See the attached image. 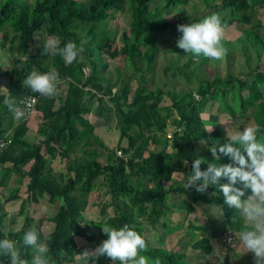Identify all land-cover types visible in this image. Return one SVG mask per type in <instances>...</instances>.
<instances>
[{
  "label": "trees",
  "instance_id": "trees-1",
  "mask_svg": "<svg viewBox=\"0 0 264 264\" xmlns=\"http://www.w3.org/2000/svg\"><path fill=\"white\" fill-rule=\"evenodd\" d=\"M220 1L217 4L214 0H207V8L211 12L198 20L187 21L186 25L201 22L211 15H217L225 28L237 23L249 24L251 18L247 10L252 11L257 6L264 8V0ZM156 2L34 0L29 4L25 0H0V49H5L8 43H14L10 39L12 33L24 56L14 61L16 67L11 70L9 87L6 85V88L12 92L17 103L25 96L36 97L35 110L42 113L43 119L38 130L41 139H27L26 122L23 119L14 126L13 113H9L4 103L6 96L0 85V141L7 142L0 154V186L6 187V180L15 175L18 186L8 190L12 199L23 197L20 215L24 214L27 202L38 204L41 199L47 200V207L52 212L55 208L51 216L44 217L49 224V231L43 240L48 248L47 258L53 264H83L79 241L83 239L87 242L95 238L94 233L84 224L83 213L88 205V195L98 188L95 181L100 177V186L104 187L109 200L100 205L101 218L90 222V227L98 230L103 242L108 238L103 227L119 229L127 225L144 237L146 225L155 228V225L160 224L164 231L158 246L148 245V251L141 253L148 258L149 264H154L157 258L161 264H192L186 261L185 251L176 253L163 246L166 234L184 227L180 224L171 226L161 223L162 218H167L173 212V207L177 210L181 208L189 215L195 211L196 206L214 205L220 208L227 227L235 229L236 225H241L239 220H231L237 210L225 204L218 186L210 185L207 191L198 192L195 187L187 188L181 179L176 181L174 173L186 174L188 178L193 160L201 157L205 160L201 165L202 171L207 169L209 163L238 166L229 157L221 156L216 161L212 156L210 149L214 146L218 149L225 144L224 138L223 141L219 139L224 135L227 138L228 135L223 128L216 126L210 132L205 131L206 125L210 124L203 118L205 114H214L219 110L235 121L254 108V125H259L261 129L258 139L264 142V71H260L257 66L249 68L241 77L231 73L223 78L216 75L199 80L190 89L163 91L160 86L149 89L143 70L153 72L160 50L158 41L169 32L175 43L177 37L182 36L177 26L185 18L178 16L169 22L166 17L188 0H163L161 6L156 5ZM152 4L155 6L151 7ZM126 6L129 7L131 22L129 31L123 34V45L118 49L108 35L106 26L108 19L116 12L124 11ZM260 28L264 29V26H251L237 39L243 50L248 44L252 45L257 60L261 52L264 53ZM41 32L59 41L60 47L69 41L82 45L83 60L67 64L60 55L44 53L43 42L39 49L32 52L30 47ZM225 44L233 46V42L226 41ZM178 49L179 54L184 51ZM10 51H13V47ZM119 55L124 56V61L133 72L140 74L143 84L133 92L129 84L124 82L113 92L112 88L118 78L110 83L99 74L98 66L108 67L106 57L115 59ZM226 55L229 60L228 51ZM209 60L203 55L190 53L182 66L175 59L165 67L164 72H170L171 78L177 73L190 83L194 69ZM245 62L248 65V60ZM85 68L88 69L87 74ZM52 70L59 73L61 80L55 97L45 98L23 86V80L31 72L43 74ZM64 84L67 89L61 95L59 91L64 90ZM97 87L100 95L95 90ZM165 98L169 104L163 105ZM94 104L97 106L92 110ZM215 105L216 112H213L211 109ZM110 113L117 121L118 141H125V146L108 151V147L95 136L94 130L96 126H104L100 120H107ZM85 115L95 117V123L86 119ZM5 118L8 120L6 123ZM168 134L170 138H167ZM98 147L108 151L104 162L98 160L103 153ZM58 159L60 163L65 160L66 167L65 171L55 173L52 164ZM227 182L226 179L221 180V183ZM19 185L25 186L22 194ZM235 187L242 185L237 183ZM248 194L250 192H246ZM170 196H182L183 199L180 204L172 206L168 203L173 200ZM108 209H112L111 214L107 212ZM5 216V213H0V239L15 242L21 258L31 264L32 257L37 254L36 249L25 247L22 240L29 230L39 232V226H32L31 216L26 215L18 230L11 232L7 229L8 233H4L1 227ZM38 222L42 225L44 220ZM189 227L191 240L197 237L195 231L204 228L192 224ZM192 249L201 250L206 256L214 251L205 238L195 239ZM0 264H10V258L0 255ZM96 264L113 262L110 258L101 257L96 260Z\"/></svg>",
  "mask_w": 264,
  "mask_h": 264
},
{
  "label": "rangeland",
  "instance_id": "rangeland-1",
  "mask_svg": "<svg viewBox=\"0 0 264 264\" xmlns=\"http://www.w3.org/2000/svg\"><path fill=\"white\" fill-rule=\"evenodd\" d=\"M29 4L33 3L34 0H25ZM76 1H83V0H76ZM207 0H188V2L185 5H182L181 7H176L173 9V12L170 13L166 19L169 22H172L177 19L178 16H181L180 23L186 25L187 21L189 20H195L202 18L204 16H207L211 12V9L207 8L206 4ZM213 1V0H209ZM217 2V4H220V0H214ZM158 6H161L163 4V0H157L155 3ZM155 4H152L151 7L155 6ZM247 14L250 16L251 20L249 24H243V23H237L235 25H232L229 28H225V39L222 41L224 48L229 52V60L226 58L223 60H209L206 64L197 66L193 74L190 76V83H187L186 78L184 76L178 75L175 73V77L171 78L170 72L165 73V67L169 66L170 63H172L175 59L178 60V65H183V63L188 59V56L190 53H186L185 51L181 52L179 54V47L177 46V43L174 42V39L172 36H170V32L168 34H165L160 38L158 41V45L160 50L156 56V63L153 68V72H147L143 70V73L147 79V86L149 89H155L156 87L160 86L163 91H167L168 89H190L194 85L198 83L199 80L202 79H208L213 78L214 76H220L225 77L227 73H231L235 76L241 77L242 74L246 73L249 68H255L258 66V69L260 71H264V53L261 52L260 59L257 60V55L252 47L251 44H248V47L243 48L237 43V39H240V36L242 35L243 31L250 28L251 26H256L258 24L264 26V8L261 6H257L252 11L247 10ZM188 20H187V19ZM131 22L130 14H129V7L126 6L125 10L122 12H116L113 17H110L107 22L106 30L108 35L111 37L112 41L114 42V46L116 48H120L123 45V34L124 32L127 33L129 31V24ZM259 22V23H258ZM260 35L264 39V29H259ZM1 36V34H0ZM180 38L177 37V40ZM10 39L14 42L12 45L8 43L6 45L5 49H0V85H1V91L3 94L7 97H12V92L8 89H4V86L9 84L10 78L12 76L11 70L16 67L14 64V61L20 57L24 58L23 53L19 49L18 40H16V37L14 34L10 33ZM49 39H53L51 37H48L44 35L42 32L36 37L34 43L31 45L30 50L32 52L36 51L41 47L42 42H46ZM226 41L233 42V46H227L225 43ZM13 47V51H10V48ZM196 59V58H194ZM248 60V65L245 62ZM106 61L108 63L107 68H102L101 66H98V69L100 70V76L105 77L110 81V83H114L116 78H118V82L116 85L112 88V91L114 92L117 88L120 87L121 82L128 83L132 92L136 90L138 87H141L143 82L139 78V73L133 72L132 68L128 67V63L124 61V56L119 55L115 59H111L106 57ZM85 73H88V69H84ZM186 71L187 70H183ZM37 72V71H36ZM117 74V75H116ZM15 78V76H13ZM166 83V84H164ZM9 87V85H8ZM64 90H60L59 94L64 95L65 90L67 89L66 85H63ZM6 90V91H5ZM97 93L100 95L98 87L95 89ZM106 100V98H104ZM169 104V100L167 98L164 99L163 105ZM58 106V104H57ZM96 104L92 107V110L96 108ZM110 106V104H109ZM216 105L211 109V111L216 112ZM254 108L246 111V114L244 117L237 118L235 121L230 120L228 117H226L222 112L220 113L219 110H217L216 113L212 114L209 113L208 115H203V118L207 120V122H210V124H207V128L209 127H221L224 129V131L227 134V130L224 124H221L223 122L230 123V127L228 128L229 134L236 130H243L244 127L247 126H255L254 120L252 117V111ZM91 110V112H93ZM242 116V115H241ZM86 119L94 121L95 123V117L92 115H85ZM208 118V119H206ZM7 119L5 118V121ZM25 122L27 126V133H25V136L28 137L29 140L37 141L41 139L38 133L39 125L42 123V113L34 110L32 113H30L28 116L25 117ZM20 121L15 120L14 126H16ZM102 124H104L103 127L96 126L94 130L95 136H98L101 139V142L108 147V151L111 149H117V147H124L125 141L119 142V132L117 131V121L116 118L113 117V115L110 113V116H107V120L102 119L100 120ZM214 128H212L213 130ZM171 128L168 129L170 131ZM211 130V131H212ZM228 135V134H227ZM226 141V143L229 142V137L222 136L219 140L220 141ZM207 143V142H206ZM156 149H159L156 147ZM98 150L103 152L100 159H98L101 162H104L108 151H104L102 148L98 147ZM103 150V151H102ZM170 150V149H169ZM119 156V153L117 154ZM74 154L71 155L73 157ZM65 164L66 161L64 160L62 163L59 162V159L56 160L52 164L53 171L61 172L62 170L65 171ZM174 179L180 180L183 184H187L188 178L186 177V174L181 173H174ZM183 176V181H182ZM13 182V180H12ZM102 182V178L100 177L97 181H95V184L98 188L92 193L88 195V205L83 213L84 218V224L89 228L90 232L94 233V239L91 241L85 242L83 239L79 241V246L81 248V253L85 249H94L97 246H99L102 243L101 236L98 234L97 229H93L90 227V222L97 221L101 217L99 210L100 205L103 202H107L109 200V196L106 195L104 187L100 186ZM8 187V183H7ZM25 191H23L24 193ZM170 199L173 200L168 201L169 204L174 206V204H180V201L183 199L182 196L175 197L170 196ZM22 199V198H21ZM19 199H12L10 198V193L8 189L4 186H0V205L2 208H0V213H7V216L4 218L3 226L1 227V231L4 233H8L7 229L11 232L18 230L22 224H23V218L26 215H30L33 222L31 223L32 226L35 225L39 226V238L40 243H44V238H46L48 231H49V224L45 222V218L48 216H51L52 213H54L55 208H53V212L49 210L47 207V200L41 199L42 202L40 204H33V203H26L24 206V214L20 215V207H21V201L18 202ZM39 200V201H41ZM11 204H14L13 206H10ZM58 204V203H57ZM43 205H46L43 207ZM215 207V208H214ZM173 212L169 214L167 218H162L161 223L170 224L171 226L175 225H184V227H181L180 229L174 231L173 233H168L165 235L163 239V246L166 248V250H172L173 252L180 253L185 251L187 253L186 261L190 262L192 264H219V261L216 258L215 255V249L217 246L227 249L225 256L230 257L227 261V263L223 264H248L249 261H253L247 259L245 254L249 253L246 252V249H244L242 246L236 248H233L228 243L225 246L224 238L227 235L224 231L227 229V231H231L233 233L234 239L235 234L238 235V231L244 230L246 227L249 226L242 214L237 210L234 212L232 219L235 222L237 220L240 221V227L239 225L235 226L234 228L227 227L225 225V218L222 215V212L220 208H217V206H196L195 211L189 215L186 214V211L183 209H176V207H173ZM22 211V210H21ZM108 213H112V209L107 210ZM45 217V218H44ZM44 220V223L41 225L39 224V220ZM14 220V221H13ZM18 220L19 222H17ZM222 223V224H221ZM189 224H192L194 226H200L202 225L204 228L200 231H195L197 234V237L191 240L190 230L191 227H189ZM220 224V226H219ZM156 227H152L150 225H146L144 228L143 235L146 239V242L150 246H158V241L161 240V235H163V229L161 225L157 224ZM34 228V227H32ZM195 230L194 228H192ZM223 229V232L221 233V230ZM240 229V230H239ZM9 231V232H10ZM238 232V233H237ZM217 235L216 237H212L213 235ZM205 238L208 240V242L213 247V253L209 256H206L201 250H193L192 249V243L195 239H201ZM227 241V239H225ZM231 250H230V249ZM226 262V260H225ZM50 264H53L50 262Z\"/></svg>",
  "mask_w": 264,
  "mask_h": 264
},
{
  "label": "clouds",
  "instance_id": "clouds-1",
  "mask_svg": "<svg viewBox=\"0 0 264 264\" xmlns=\"http://www.w3.org/2000/svg\"><path fill=\"white\" fill-rule=\"evenodd\" d=\"M177 30L182 36L177 41V46L186 53L196 56L203 55L211 60H223L227 54L222 41L225 39V26L217 15L206 17L201 22L190 25H178ZM44 53L60 55L65 63L71 64L78 59L83 60L84 48L74 41H69L60 47L59 41L49 39L43 42ZM61 80L59 73L52 70L47 73L31 72L24 80L23 86L34 93H39L45 98H53L58 94ZM24 98V97H23ZM21 100V99H20ZM19 100V101H20ZM9 111L13 113L16 121H21L29 114L30 104L23 108L16 99L7 97L4 101ZM227 130L229 142L217 149H210L216 161L221 156L229 157L234 164L209 163L206 170H201L205 160L201 157L193 160L192 171L188 176L187 188L195 187L198 192H205L209 186H218L223 193L225 204L238 210L249 227L235 234V239L229 237L227 243L233 248L243 247L246 252H251L254 264H264V142L258 139L260 126H247L243 130H236L229 134L230 123L223 122ZM209 127L205 131H211ZM169 136V137H168ZM167 138H170L168 134ZM246 153V156L245 154ZM187 164V162L185 163ZM226 179L227 183H221ZM239 183L242 187H235ZM246 192L250 194L246 195ZM103 232L108 238L94 249H85L80 257L83 264H96L101 257L110 258L113 264H149V260L141 253L148 251L145 238L127 225L119 229L103 227ZM22 243L25 247L35 248L36 253L31 264H50L47 258L48 248L40 243L39 234L32 229L27 231ZM226 249L217 246L215 255L219 264H223ZM0 255H7L10 264H28L21 258L15 242L0 239ZM154 264H161L157 258Z\"/></svg>",
  "mask_w": 264,
  "mask_h": 264
},
{
  "label": "built area",
  "instance_id": "built-area-1",
  "mask_svg": "<svg viewBox=\"0 0 264 264\" xmlns=\"http://www.w3.org/2000/svg\"><path fill=\"white\" fill-rule=\"evenodd\" d=\"M36 102H37L36 97H34V96H25L24 98H22L19 101V106L21 108H23L25 106V104H30L32 106L31 109H30V111H29V114H30V113H32L35 110V104H36ZM6 146H7V142H5L4 140H1L0 141V154L3 153L4 149L6 148ZM226 233H227V235L224 238L225 246L227 245L226 243H227L229 237H231V238L234 239L233 233L231 231H227ZM225 239H227V241Z\"/></svg>",
  "mask_w": 264,
  "mask_h": 264
},
{
  "label": "crops",
  "instance_id": "crops-1",
  "mask_svg": "<svg viewBox=\"0 0 264 264\" xmlns=\"http://www.w3.org/2000/svg\"><path fill=\"white\" fill-rule=\"evenodd\" d=\"M4 89H6V87L4 86ZM6 91V90H5ZM9 113H10V111H9ZM6 122H8V120H6L4 123H6ZM14 122H15V119H14ZM27 139H28V137H27ZM12 180H13V182H12ZM6 182L8 183V187H7V185H6V187H7V189H11V188H14V187H17L18 185H17V181H16V178H15V175H11V177H10V179L9 180H6ZM19 187H20V193L22 194L23 193V191H25L24 190V185H19ZM8 190V191H9ZM21 198H23V197H20L19 198V200H18V202H20V201H22V199ZM41 202H42V200L41 201H39V203L38 204H40V205H42L41 204ZM47 203V202H46ZM10 206H13L14 207V204H11ZM44 206H46V205H43V207ZM5 213V212H4ZM6 214V216H7V213H5ZM5 216V217H6ZM17 222H19L18 220H16ZM249 227V226H248ZM238 233V232H237ZM239 234V233H238ZM245 256L247 257V259H249V260H251L252 258H253V254L251 253V252H249V253H247V254H245ZM230 257H228V256H224V258H223V262L224 263H227V261H228V259H229ZM254 259V258H253ZM225 260H226V262H225ZM250 263H248V264H254V263H252L253 261H249ZM231 264H233V263H231Z\"/></svg>",
  "mask_w": 264,
  "mask_h": 264
},
{
  "label": "water",
  "instance_id": "water-1",
  "mask_svg": "<svg viewBox=\"0 0 264 264\" xmlns=\"http://www.w3.org/2000/svg\"><path fill=\"white\" fill-rule=\"evenodd\" d=\"M215 252V251H214Z\"/></svg>",
  "mask_w": 264,
  "mask_h": 264
}]
</instances>
